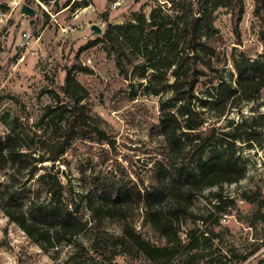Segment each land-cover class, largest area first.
<instances>
[{"label": "rangeland", "instance_id": "obj_1", "mask_svg": "<svg viewBox=\"0 0 264 264\" xmlns=\"http://www.w3.org/2000/svg\"><path fill=\"white\" fill-rule=\"evenodd\" d=\"M169 1L0 0V138L17 135L19 150L24 155L17 166L0 167V183L8 184L11 192L36 191L41 189L39 176L55 165L78 205L80 217L91 222V229L79 237L88 246L96 231L83 199L89 189L84 186L83 175L87 180L98 177L129 184L140 178L146 180L150 167L159 158L154 139L155 126L164 116L161 102L173 105L170 91L157 96L147 90L148 79L140 78V70L136 69V65L143 63L142 57L130 54L125 59L126 74L117 67L115 56L106 52L104 43L94 42L105 34V19L120 25L144 13L149 20L156 3L169 5ZM257 2L244 0L245 12L239 22L225 8L215 14L219 31L212 38L218 53L215 62L232 85L237 79L235 61L248 58L264 62V11L257 12ZM73 3L79 6L73 8ZM24 5L35 13H23ZM153 72L149 71V77ZM69 74L84 89L78 90V96L91 124L99 126L109 140L96 143L77 139L61 161L40 163L39 156L44 153L47 157L50 152L44 150V143L53 142L51 130L46 129L42 117L47 106L62 96L60 88ZM198 88L206 101L214 99L213 93L227 91L226 88L208 91L202 85ZM205 114L209 123L224 131H230L232 125L245 124L244 138L236 143L244 178L210 188L196 198L192 214L200 217L213 209L220 226L194 223L193 218H186L179 234L182 244L188 242L187 233L191 229L200 235L209 228L220 233L221 243L217 240L212 245L205 244L193 253L178 247L173 263L183 264L196 253L191 264H257L264 258V224L254 218L259 205L246 200L245 195L256 194L264 199V88L258 98L229 109L222 118L214 116L208 108ZM42 192L46 197L44 189ZM225 203L231 207L226 208ZM215 205L228 212H218ZM136 225L152 242L166 243L149 226H143V213L136 219ZM102 227L117 236L122 234L118 221L106 219ZM256 249L246 261L242 260ZM73 250L70 244L48 251L42 249L0 208V264H61ZM230 250L236 257L228 256ZM113 264L152 263L143 256L135 259L120 256Z\"/></svg>", "mask_w": 264, "mask_h": 264}, {"label": "trees", "instance_id": "obj_2", "mask_svg": "<svg viewBox=\"0 0 264 264\" xmlns=\"http://www.w3.org/2000/svg\"><path fill=\"white\" fill-rule=\"evenodd\" d=\"M168 4L156 3L149 20L144 13L120 25L105 19V34L94 42L104 43L106 52L115 56L117 67L126 74L125 59L130 54L142 57L144 61L136 69L140 70V78L148 79L147 90L157 96L170 91L173 105L161 102L164 116L155 126L154 139L159 158L150 167L146 180L140 178L129 184L98 177L87 180L83 175L84 186L89 187L83 199L96 231L91 245L79 241L80 235L92 225L80 217L78 205L62 182L59 170L49 168L38 178L46 197L41 189L16 193L11 192L8 184L0 183V208L42 249L48 251L63 244L74 246L61 264H113L120 256L131 259L143 256L152 264H174L178 247L193 253L205 244L209 246L217 240L221 243L220 233L214 228H207L200 235L191 229L186 244H182L179 236L186 218H193L194 223L220 226L213 209L200 217L194 216V202L210 188L244 178L236 143L244 138L245 124L232 125L230 131L221 130L209 123L205 109L222 118L229 109L258 98L264 88V62L248 58L235 61V85L227 81L223 69L215 62L218 53L212 38L219 32L215 14L225 8L239 22L245 12L244 0H171ZM78 6L73 3L71 7ZM256 9L259 14L264 11V0H258ZM150 70L154 71L151 77ZM201 85L208 91L210 88L227 91L213 93L214 99L206 101L198 88ZM60 90L62 96L47 106L42 117L46 129L51 130L53 142L44 143V150L50 152L47 157L44 153L39 156L40 163L61 161L77 139L96 143L109 140L99 126L91 124L78 96V90L84 89L71 74ZM18 142L15 134L0 138V167L21 162L24 155ZM245 198L259 205L254 218L264 224V199L256 194H246ZM225 205L231 207L229 203ZM214 207L218 212H228L221 205ZM142 213L143 226H149L165 239L164 245L152 242L138 230L136 219ZM106 219L121 223L120 236L102 227ZM257 250L242 260L246 261ZM227 252L228 256L236 257L232 250ZM195 257L196 253L190 255L183 264H191ZM257 264H264V258Z\"/></svg>", "mask_w": 264, "mask_h": 264}, {"label": "water", "instance_id": "obj_3", "mask_svg": "<svg viewBox=\"0 0 264 264\" xmlns=\"http://www.w3.org/2000/svg\"><path fill=\"white\" fill-rule=\"evenodd\" d=\"M22 12L25 13V14H28V15H32L35 13V10L32 9L31 7H29L28 5H24L23 8H22ZM55 165H52V169H55Z\"/></svg>", "mask_w": 264, "mask_h": 264}]
</instances>
